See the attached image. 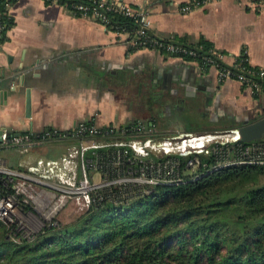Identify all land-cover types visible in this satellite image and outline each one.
Segmentation results:
<instances>
[{"label": "crops", "instance_id": "obj_1", "mask_svg": "<svg viewBox=\"0 0 264 264\" xmlns=\"http://www.w3.org/2000/svg\"><path fill=\"white\" fill-rule=\"evenodd\" d=\"M119 1L147 10L160 38L191 45L206 40L226 64L245 55L251 66L264 68V0H214L189 14L179 7L192 0ZM9 12L14 24L0 46V87L8 91L0 107L2 136L67 131L90 120L119 128L138 121L152 138L179 131L208 135L264 117V92L233 79L220 82L214 68L189 58L130 52L127 36L74 15L67 5L19 0ZM67 147L51 141L22 155L35 165L63 157Z\"/></svg>", "mask_w": 264, "mask_h": 264}, {"label": "trees", "instance_id": "obj_2", "mask_svg": "<svg viewBox=\"0 0 264 264\" xmlns=\"http://www.w3.org/2000/svg\"><path fill=\"white\" fill-rule=\"evenodd\" d=\"M18 1L0 0V46L14 24L10 7ZM45 1L67 5L76 16H80L73 9L76 3H91L89 0ZM106 14L111 26L130 32L128 41L134 37L138 25L133 17L115 11ZM162 39L188 47L202 46L203 54L214 47L206 40L191 45L177 37ZM244 63L259 69L246 60ZM84 122L94 124L91 120ZM139 123L135 121L125 127ZM165 136L156 134L155 138ZM103 140L109 139L97 138ZM81 141L66 138L54 142L79 146ZM253 146L256 150L245 154ZM12 151L20 156L24 154L18 147H0V161L7 160ZM129 151L128 157H133ZM95 152L105 153V149ZM86 157L94 158L95 154L89 151ZM224 157L264 159V139L238 140L228 146L214 143L208 153L187 156L150 153L132 165L137 174L141 167L154 162L174 165L186 180L195 174L199 179L172 185L128 184L101 189L96 202L73 222L60 228L54 222H46L31 238L17 232L14 222L0 219V264H264V163H237L215 170ZM194 159L198 160L197 165L189 166ZM9 163L11 168L20 167L13 157ZM130 166L126 164V168ZM13 185L2 184V194H15ZM17 197L24 211L31 209L23 201V195Z\"/></svg>", "mask_w": 264, "mask_h": 264}, {"label": "built area", "instance_id": "obj_3", "mask_svg": "<svg viewBox=\"0 0 264 264\" xmlns=\"http://www.w3.org/2000/svg\"><path fill=\"white\" fill-rule=\"evenodd\" d=\"M87 3H76L73 7L75 11L80 13L82 17H89L104 27L107 30L117 34L119 38L127 36L129 38L130 32L120 26H111V20L107 16L106 11H115L133 17L138 25V28L134 32V37L125 43L128 48L138 50H157L162 53H166L169 56L179 58H191L197 61L203 69L214 68L218 81L223 82L228 79L236 80L237 82L250 87L255 93L264 92V68L252 69L245 65L244 60L248 61L247 56L243 55L239 57L234 63L226 64L224 61V55L220 53L215 47L209 49L206 53H202V46L188 47L183 44L175 43L174 41H165L164 39L156 36L151 32V19L149 12L143 7H137L130 3L119 0H89ZM214 0H192L190 2L180 5L179 11L183 14H189L193 11L204 8ZM2 27H0L1 36ZM244 57V59L242 58ZM234 136V140H239V134L236 130H231ZM152 131L149 130L146 125L139 123L131 128L105 126L100 127L94 124H87L86 122L78 123L73 129L63 131L59 129H47L42 133L33 135L31 133H17L12 135L2 136L0 139V147H18L21 152L27 153L31 150L45 145L47 141H55L56 139L76 138L82 139L79 146H74L68 157H64L62 160H47L46 166L44 161L39 160L38 165L33 167L41 175V178L48 177V173L55 174L60 181L61 185L54 186L59 192H71L79 193L83 195L86 205L89 207L92 203L96 202V197L101 189L108 188L113 185H128V184H141L150 185H172L187 183L190 180L195 181L199 179V175L195 174L190 180L182 178L177 171L169 164H157L149 163L146 166L141 167L139 173H131L132 165L141 162V157H147L150 153L155 154H171L178 153L183 156H187L193 153H208L209 147L207 146L202 151L186 150V145L181 141L180 137L173 138H152ZM192 136V133L187 134ZM139 136H147L146 139H142ZM204 137V136H201ZM97 138H105L109 140L97 141ZM194 140H202L195 138ZM181 141V142H179ZM176 142L179 146L176 145ZM223 145L224 143H215ZM212 145V143H211ZM228 146V145H226ZM177 148V149H176ZM219 147H217L218 149ZM97 149H105V153L95 152ZM132 151L133 157H128V153ZM176 150V151H175ZM251 150H256V147H248L245 154H248ZM89 151H93L95 157H86ZM136 152V153H135ZM81 154L82 156V170L83 179L79 180V185H76L75 169L73 171V177L70 180H63L62 171L67 164H70V159ZM248 160V161H247ZM243 160L231 159L224 157L219 160L215 165V170L231 166L237 163H264L263 158H251ZM130 163V167L126 168V164ZM197 159L189 162V166H196ZM32 168V169H33ZM56 169L59 172H56ZM87 171H89V176ZM91 172V173H90ZM95 172H104L108 175L100 185H95L92 180ZM138 176L137 179L142 177V180L134 181L128 179L129 175ZM15 177H21L23 179L30 180V176L25 172H19L16 170L8 169L2 161H0V219H10L16 209V197L19 194L20 187L15 184L12 188L15 190V194H2V184L8 186L13 183ZM89 177V178H88ZM140 177V178H139ZM126 179V180H125ZM130 180V181H129ZM141 181V182H140ZM41 183H45L40 181ZM145 182V183H143ZM47 184V183H46ZM58 196V195H57ZM58 200L53 204V209L57 210L60 205H63L65 201L64 195H59ZM101 199V198H100ZM99 199V200H100Z\"/></svg>", "mask_w": 264, "mask_h": 264}, {"label": "rangeland", "instance_id": "obj_4", "mask_svg": "<svg viewBox=\"0 0 264 264\" xmlns=\"http://www.w3.org/2000/svg\"><path fill=\"white\" fill-rule=\"evenodd\" d=\"M209 133L208 135L201 133H192V136H188L187 132H175L169 135L165 138H173V137H180L181 141L186 145V150L191 151H202V149H205L207 146H210L211 143L214 144L216 142L224 143V146L229 145L230 143L235 142L234 135L231 132V129H222L217 134H212L213 132H206ZM204 136V137H201ZM199 137L202 140H194L195 138L199 139ZM179 141V142H181ZM181 142V143H182ZM194 143V144H193ZM179 144V143H178ZM176 142V145L179 146ZM44 146V145H43ZM40 146V147H43ZM39 148V147H38ZM74 148V146L67 147L66 154L55 160H62L64 157H68L71 153V150ZM37 149V148H35ZM177 149V148H176ZM34 150V149H33ZM176 151V150H175ZM8 159H3V164L10 170H16L19 172H25L27 173L31 178L23 179L19 177H15L13 179V183L20 187L19 194L24 196L23 201L30 205L31 209L24 211L21 208V205L19 204V198L16 197V203H17V209L14 213V215L10 219H5V221L9 223H15L16 231L21 233L24 237L31 238L35 234L39 233L42 228L45 226L46 222H54V226L57 228H60L62 225H66L68 223L73 222L77 217H79L81 214H83L88 206L86 205L83 195L79 193H71V192H59L55 188L52 187V185L57 186L61 185L59 178L55 174L48 173V177L41 178V175L38 171L33 168V166H37L38 162L34 165L33 163H28L31 166L28 167L27 161H33V159L30 157V159L25 158L22 154V156L18 155V153H15V151L9 152ZM28 153V152H27ZM136 153V152H135ZM15 159V161L18 162V165L21 167L11 168L9 159L12 158ZM44 161L46 166V161L49 159H40ZM70 164H67L66 167L63 169V180L67 181L72 179L73 177V171L75 169V179H76V185H79V180H82L83 178V170H82V156L81 154L77 155L74 158L70 159ZM33 164V165H32ZM33 168V169H32ZM136 168L130 169L131 173L136 172ZM142 170V169H141ZM56 172H59L58 169H56ZM89 176V171H87ZM91 173V172H90ZM108 175L104 172H95L93 175L92 180L89 178L90 182L96 183L95 185L102 184L105 180H107ZM138 176L130 174L128 179H133L134 181L142 180V178L137 179ZM126 180V179H125ZM45 182V183H41ZM130 181V180H129ZM141 182V181H140ZM47 183V184H46ZM145 183V182H143ZM118 186V185H117ZM150 188H148L149 190ZM18 194V195H19ZM59 195H64L65 201L63 205H60L57 210L53 209V204L55 201L58 200ZM52 212V213H51ZM233 214H235V211L233 210Z\"/></svg>", "mask_w": 264, "mask_h": 264}, {"label": "water", "instance_id": "obj_5", "mask_svg": "<svg viewBox=\"0 0 264 264\" xmlns=\"http://www.w3.org/2000/svg\"><path fill=\"white\" fill-rule=\"evenodd\" d=\"M8 103V91L0 87V107ZM27 114L31 111V91H27ZM239 140L251 142L254 140L264 139V117L258 119L253 123L240 126L237 130ZM2 138V131H0V139Z\"/></svg>", "mask_w": 264, "mask_h": 264}, {"label": "bare ground", "instance_id": "obj_6", "mask_svg": "<svg viewBox=\"0 0 264 264\" xmlns=\"http://www.w3.org/2000/svg\"><path fill=\"white\" fill-rule=\"evenodd\" d=\"M194 144V143H193ZM52 213V212H51Z\"/></svg>", "mask_w": 264, "mask_h": 264}]
</instances>
